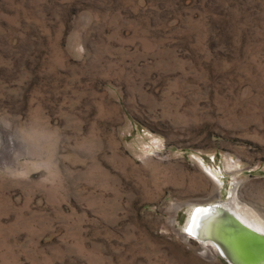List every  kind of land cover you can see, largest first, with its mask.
I'll return each mask as SVG.
<instances>
[{"label":"rangeland","instance_id":"obj_1","mask_svg":"<svg viewBox=\"0 0 264 264\" xmlns=\"http://www.w3.org/2000/svg\"><path fill=\"white\" fill-rule=\"evenodd\" d=\"M0 131V264H230L183 227L264 218V0H0Z\"/></svg>","mask_w":264,"mask_h":264},{"label":"bare ground","instance_id":"obj_2","mask_svg":"<svg viewBox=\"0 0 264 264\" xmlns=\"http://www.w3.org/2000/svg\"><path fill=\"white\" fill-rule=\"evenodd\" d=\"M2 138L3 135L0 131V153L4 152V150L6 149L2 146ZM241 201L239 199L238 189L236 187L233 188L232 195L230 196V199L228 201L220 199L218 201L207 203L205 205H194L195 207L190 214L188 222L183 227V229L185 230L184 232L188 234V237L196 240L201 244V247L204 250V254H208L210 256L217 254L223 258L224 254L227 253L224 251V248L220 247L216 242V238L222 236V231H224L225 229L228 230L227 227L229 223L225 222L224 220H216L210 215L211 211L201 212V210L204 206L216 204L218 207L230 211L251 229L264 235V218L262 217V215L257 210L250 209L249 207L244 206ZM210 237L216 238L213 239ZM235 244L236 241L234 239L232 245L234 246V250L237 254L239 248H236Z\"/></svg>","mask_w":264,"mask_h":264},{"label":"water","instance_id":"obj_3","mask_svg":"<svg viewBox=\"0 0 264 264\" xmlns=\"http://www.w3.org/2000/svg\"><path fill=\"white\" fill-rule=\"evenodd\" d=\"M203 211H211L210 215L213 218L224 220L230 225L227 227L228 230L222 231V236L215 237L216 242L227 253L223 256L227 262L233 264H264V235L251 229L230 211L218 207L216 204L202 207L201 212ZM210 238L215 239L214 237ZM234 239L236 241L235 247L239 248L237 254L232 245Z\"/></svg>","mask_w":264,"mask_h":264}]
</instances>
